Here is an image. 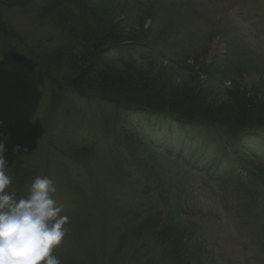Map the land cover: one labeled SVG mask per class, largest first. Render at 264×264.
Returning a JSON list of instances; mask_svg holds the SVG:
<instances>
[{"label":"rangeland","instance_id":"obj_1","mask_svg":"<svg viewBox=\"0 0 264 264\" xmlns=\"http://www.w3.org/2000/svg\"><path fill=\"white\" fill-rule=\"evenodd\" d=\"M91 3V29L113 36L95 53L50 0L0 5L10 190L24 197L34 177L54 181L68 232L52 254L61 264H264V0ZM9 48L25 68L10 67ZM92 52V78L112 97L69 84L74 58ZM42 72L67 93L49 92ZM182 112L191 123H164Z\"/></svg>","mask_w":264,"mask_h":264},{"label":"clouds","instance_id":"obj_2","mask_svg":"<svg viewBox=\"0 0 264 264\" xmlns=\"http://www.w3.org/2000/svg\"><path fill=\"white\" fill-rule=\"evenodd\" d=\"M4 152L0 141V264H61L52 253L68 232V217L54 199V181L36 176L27 196L18 197Z\"/></svg>","mask_w":264,"mask_h":264},{"label":"trees","instance_id":"obj_3","mask_svg":"<svg viewBox=\"0 0 264 264\" xmlns=\"http://www.w3.org/2000/svg\"><path fill=\"white\" fill-rule=\"evenodd\" d=\"M24 1H26V2H24ZM50 1L52 3V7H53V11H54V17H55L56 21L60 22L63 26L64 25L67 26V23H68L67 28L68 29L71 28L70 32H69L70 38H76V36L78 38V36L80 35V37H82L84 39V41L94 51V53L96 50H99L100 48L104 47V45H111L110 40H113V36L111 38H109L110 35L107 34V32L102 31L100 27L97 28L96 31L91 29L92 28L91 23L100 21L99 16L96 17V11L97 10H95V7L91 3V0H50ZM61 2H67V8H65L64 4L60 5L61 6L60 7L58 4ZM29 3H34V0H0V5L4 4V6H6L9 9H12L14 6H17L16 4H18L19 6H21L20 4L26 6ZM83 5H86V7H88L90 10H88V9L86 10V8H83ZM79 8H80L79 11L81 14L74 15L73 13H75V11H77V9H79ZM67 9H70V10L68 11ZM85 12H86V14L88 13V15L86 17H83V15H85L84 14ZM70 24L73 26H71ZM76 29H80V30L79 31L77 30V32H76L75 31ZM8 51L9 52H6V51L5 52L7 53V55H8L7 57L9 58V60L12 59L11 57H14V58L18 57L17 62H19L21 64L20 65L21 67H25V65L19 59L20 55L15 54L14 48H9ZM70 52H72L71 48H70ZM94 53L92 54L90 60H88V59L85 60V58H83L81 53H80L79 54V61L81 62V64H78L77 59L74 58L75 60H74L73 68H74V71H77V72L73 75L74 77H72L70 79L72 82H70L69 84H71L70 86L72 88H78L79 87L80 89H82V86H87L88 88H90L93 85H98V87L101 86V89H102L105 97H107V98L112 97L113 94L111 96L108 94V89H109V87H111V86H109V84L104 83V82L100 81L99 79L94 80L92 78V73H93V71H95V68H94L95 67L94 66L95 61L93 60ZM69 55L71 57H74L73 53H71ZM92 64H93V66H92ZM26 67H29V65L26 64ZM31 71H32V75H33V73H36L38 70H34L35 72L33 70H31ZM33 76L38 77V74H36V76L35 75H33ZM39 78L41 79V81L42 80H48L49 86L52 89H56L55 87H53L56 84V82H54V80L51 79V76L48 73H46V72L40 73ZM58 90L61 92L60 89H58ZM112 90H113V92H115L117 94L119 93V95L121 96L120 91H116L114 89H112ZM109 99L112 100L111 98H109ZM184 114L185 113H183V115H181V116L179 115L176 117L169 116L168 118H170V120L167 119L166 124L168 125L171 122V123H174V125H176V127H182L183 128L184 127V126H182L183 123H185V122L191 123V122L187 121L189 117L184 116ZM185 115H189V114L186 113ZM158 120H159V122L162 121L160 119H158ZM172 120H176V121L178 120L179 123L175 124V122H173ZM235 133H238V131L234 132V134Z\"/></svg>","mask_w":264,"mask_h":264},{"label":"bare ground","instance_id":"obj_4","mask_svg":"<svg viewBox=\"0 0 264 264\" xmlns=\"http://www.w3.org/2000/svg\"><path fill=\"white\" fill-rule=\"evenodd\" d=\"M21 6H19V8H25V6L24 5H22V4H20ZM68 11L70 10V9H67ZM2 53L5 55V57L6 58H8L7 56V53L5 52V51H2ZM18 57H12V59H10L9 60V58L8 59H6L7 60V62L9 63H11V64H13L14 63V65H12V66H10V67H12V69H14V71H19V68L21 67L20 65L21 64H19V62H17L18 61V59H17ZM22 68H25V67H22ZM24 70V69H23ZM21 72H23V71H21ZM73 73H76L75 71H73ZM72 77H74V76H72ZM45 87L46 88H48V90H49V92L51 91V92H53V93H60V94H63L64 92H66L67 93V90L65 89H63L61 92L60 91H56L55 89H52L50 86H46L45 85ZM173 122H175V124H178L179 123V121L177 120H172ZM157 122H159V120L157 121ZM165 124H166V122H164ZM182 126H184V124H182Z\"/></svg>","mask_w":264,"mask_h":264}]
</instances>
